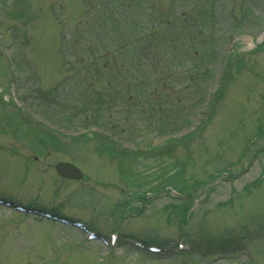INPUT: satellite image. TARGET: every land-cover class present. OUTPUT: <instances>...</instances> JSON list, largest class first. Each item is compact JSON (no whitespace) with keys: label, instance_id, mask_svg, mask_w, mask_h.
<instances>
[{"label":"rangeland","instance_id":"obj_1","mask_svg":"<svg viewBox=\"0 0 264 264\" xmlns=\"http://www.w3.org/2000/svg\"><path fill=\"white\" fill-rule=\"evenodd\" d=\"M263 42L264 0H0V264H264Z\"/></svg>","mask_w":264,"mask_h":264},{"label":"trees","instance_id":"obj_2","mask_svg":"<svg viewBox=\"0 0 264 264\" xmlns=\"http://www.w3.org/2000/svg\"><path fill=\"white\" fill-rule=\"evenodd\" d=\"M110 16L111 15L109 14L108 17H110ZM205 18H206V16H202V18H201V20H202L201 21V27H204L205 25H207V23H206L207 20H206V22L204 21ZM189 19H190V17H189ZM192 22H193L192 20H188L186 24H188L190 26V28H193ZM179 24H180V22H179ZM170 27H171V24H170ZM192 30H194V28ZM145 36H147L146 35V31H144L143 34H141V37H138L137 40L139 42H142V43H147L151 38L153 39V37H154V36L153 37L149 36L147 38ZM158 41H160V38H159ZM182 41H184V40H182L180 37H175L174 39H171V40H168L166 37H164V43H168V44L174 43V42H182ZM144 47H146V46H143V48ZM128 48H129V46H128ZM263 49H264V42L261 45H259V47H257V50H259V51L260 50H263ZM173 57H175V59L180 58V56H178V54L176 52H174ZM198 57H200V58H198ZM201 57H202L201 55H198L196 58L198 60H201ZM232 59L234 61L233 64H232ZM232 59L229 60V64L230 65L229 64L227 65L228 73L223 76L224 79L230 78V74L232 72V68L233 67H236L238 69V71L240 70L238 68V66H239L238 64H241L240 67H242V66L244 67V65L242 63L243 61H242L241 58H236L235 59V56L233 55L232 56ZM238 61H241V62H238ZM225 82H227V80H225ZM224 90H225V87L224 86H221V88L219 90H217V92L215 93V99H220L222 97V95L224 94ZM213 107H214V105L212 106V109H213ZM22 122L25 123V125H27L29 123L25 119H22ZM29 128L32 130L33 133H35L37 135L36 139L38 141V144L41 145L42 151H44V149H46V148H50V149H52V150H54L56 152V151H61L62 148L65 147V144L62 142V140L54 132H52L50 130L43 129V128H33L31 125L29 126ZM62 137L63 138H67L64 135ZM84 137H85L84 135H79L76 138L75 137L72 138V140H77V139L81 140ZM86 137H87V135H86ZM95 137H97L99 139L100 144L102 145V147H104L105 149H107V151L109 152V154H111V156H112L113 159H116V160L118 159V160H120L122 162L124 160H127V159L132 158L133 155L135 154V153L132 154L129 151H126V150L119 151L116 148V146L111 141H109L108 138H105V137H102V136H95ZM191 138H192V135L190 134V135L184 136V137H182L181 139H178V140H176V139L175 140H171L170 143L168 144L169 146L167 145L168 146V149L173 150L174 147L180 146L181 143L183 144L184 141L186 142V141L190 140ZM152 150L154 151V152H152L153 155H158V156H161V155H165V156L168 155L169 156L170 155L169 152H165V148L152 149ZM149 153L141 152L140 155L149 154ZM135 155H137V154H135ZM121 169H124V167L122 166ZM123 173L125 174V172H123ZM191 206L192 205H190V207Z\"/></svg>","mask_w":264,"mask_h":264},{"label":"water","instance_id":"obj_3","mask_svg":"<svg viewBox=\"0 0 264 264\" xmlns=\"http://www.w3.org/2000/svg\"><path fill=\"white\" fill-rule=\"evenodd\" d=\"M59 176L75 181H81L84 178L83 173L74 165L69 163H59L56 168Z\"/></svg>","mask_w":264,"mask_h":264}]
</instances>
